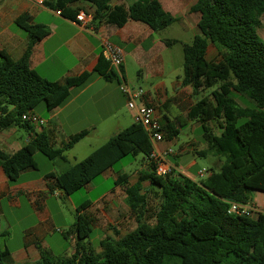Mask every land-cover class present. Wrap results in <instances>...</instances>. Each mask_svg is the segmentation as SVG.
I'll return each mask as SVG.
<instances>
[{"label":"trees","instance_id":"trees-1","mask_svg":"<svg viewBox=\"0 0 264 264\" xmlns=\"http://www.w3.org/2000/svg\"><path fill=\"white\" fill-rule=\"evenodd\" d=\"M117 1L125 0H46V5L75 20L79 11L70 7L84 2L94 8L93 24L122 27L133 20L155 32L179 21L164 10L160 0H136L128 8L113 5ZM191 12L200 14L199 34L183 48V84L194 95L213 91L211 98L201 99L191 108L188 117L202 124L210 150L223 158L219 170H212L198 182L183 175H159L150 159L153 146L149 135L137 123L75 164H69L66 152L88 132L71 138L62 148H53L45 131L30 135L25 146L13 154L0 147V168L11 183L23 172L38 168L36 153L64 163L61 173L48 177L68 196L128 155L143 154L149 164L134 184L129 183L126 173L115 181L124 189L125 202L137 223L133 231L119 239L103 238L101 251H94L89 242L92 220L82 213L91 206L87 202L77 208L74 252L55 259L43 251L35 264H264V212L256 218L228 214L231 203L252 204L255 192L264 193V41L258 35L264 0H197ZM16 25L28 34L29 43L17 61L0 52V131L15 127L33 130L23 115L33 113L42 102L48 112L63 106L71 90L85 86L92 76L85 72L54 82L41 77L31 68L30 58L34 45L50 30L42 24H30L27 14L20 16ZM210 43L219 50L218 62L206 59ZM94 72L106 80L119 79L103 55ZM232 93L250 105L243 107L244 102ZM210 121L218 123L220 136L207 125ZM152 196L160 200L156 209L150 206ZM9 255L0 243V264H11L3 261Z\"/></svg>","mask_w":264,"mask_h":264},{"label":"crops","instance_id":"crops-1","mask_svg":"<svg viewBox=\"0 0 264 264\" xmlns=\"http://www.w3.org/2000/svg\"><path fill=\"white\" fill-rule=\"evenodd\" d=\"M135 1H117L113 5L128 8ZM160 2L164 10L179 21L163 31L155 32L149 25L133 20H129L122 27L105 22L93 24L92 16L88 23L83 25L76 19L57 15L56 12L60 10H55L48 5L41 7L27 0H0V52L5 51L14 61L22 58L29 43V36L16 25V20L27 14L30 24H42L50 30V34L33 47L30 58V66L33 70L52 82L66 77H75L85 72L92 73L91 79L85 86L71 90L70 98L63 106L52 112L46 109L43 114H39L40 116L35 111L33 112L44 119L43 127L32 125L33 130L28 132V137L24 141L16 137L17 129L11 128L9 129L11 133L0 134V147L8 154H13L25 146L30 135L34 136L41 131L46 132L53 148L64 147L71 138L83 132H88V135L80 142L92 140L104 144L121 130L136 123V113L128 108L127 98L120 90L121 83L125 82L130 85L128 77L130 67L133 66L138 71L141 83L131 85V87L145 90L143 103L157 108L158 118L163 125L164 140L155 145V150L160 153L171 150L172 152L165 157L166 162L177 174L196 182L207 178L212 170H219L223 158L215 156L210 150L202 135V124L188 117L191 108L199 100L211 98L213 90L200 91L199 94L194 95L193 90L183 84V62L180 49L176 48L179 46L183 52L184 45L187 44H182L179 39L173 38L169 33L172 26L179 24L180 30L191 31L193 38L199 34L200 14L191 12V7L196 4L197 0H160ZM70 8L72 11L78 10V13L81 11L88 15L94 13V8L84 2L76 3ZM70 14L73 13L70 12ZM261 22L262 28L264 16L261 17ZM101 39L111 41L125 53L122 73L114 69L119 76L118 80H106L104 76L94 72L95 66L103 55ZM206 59L209 62H218L221 59L219 50L213 43H210L207 48ZM232 96L244 102L243 107L250 104L248 100L242 99L235 93H232ZM207 125L215 135H221L222 129L217 122L210 121ZM185 132L187 133L186 140L182 142L178 150H174L180 135ZM199 132L201 134L197 135ZM68 152H66V157L69 164H75L69 160ZM186 155H191L193 158H211L212 168L210 170L199 169L195 173L193 169L198 166L196 160L186 165L179 161V158ZM173 158L176 162H172ZM51 162L54 166L62 163L61 161ZM148 165V161L144 160L137 180ZM64 166L65 164L62 163L58 166L59 169L57 167L42 172L37 164V169L23 172L16 183L9 182L0 168V201L4 200L10 207L24 211V222L22 219L15 221L28 225L24 230L26 234L23 241L15 246H9L10 248L6 246L10 252L8 258L13 264H35L41 259L43 251L53 254L63 244L59 239L56 243L49 241V238L53 236V227L56 223L48 203L55 198L52 192L59 189L55 179L48 175L61 173ZM203 171L204 174L201 176ZM108 172L110 170L103 175ZM124 173L125 171L121 170L114 174V177L117 179ZM135 182L129 181L130 184ZM92 184V182L87 184L85 188ZM115 187L111 196H105L99 204L91 203V206L82 212L92 220V228L95 222L93 221L94 211L105 214L102 203L110 206L115 190L122 188L121 185ZM261 202L264 208V201ZM253 203L257 204V199L253 198ZM2 212L0 208V217ZM129 212L131 213L130 209ZM28 217H34L35 220L29 223ZM0 237L10 240L8 230L3 228L1 222ZM73 237L75 234L70 236L71 239H74Z\"/></svg>","mask_w":264,"mask_h":264},{"label":"rangeland","instance_id":"rangeland-1","mask_svg":"<svg viewBox=\"0 0 264 264\" xmlns=\"http://www.w3.org/2000/svg\"><path fill=\"white\" fill-rule=\"evenodd\" d=\"M170 29V35L173 36V38L179 39L182 44L189 45L192 43L193 33L191 31H181L179 24L172 26V28ZM258 35L260 36L261 40L264 41V26L258 30ZM176 49H180L181 61L183 62L184 59L182 48L177 46ZM128 79V83L130 84V86L141 83V80L138 77V71L133 66L130 67ZM44 111H46V105L44 102H42L36 107L35 112L39 115L43 114ZM15 129H17L16 137L21 138L23 141L27 139L29 131L26 128L15 127ZM9 133H11V130L0 131V134ZM199 134H201V132H199L197 135ZM186 135V132L180 135V139L178 142H176L174 150L179 149V146L182 144V142L186 140ZM102 144L103 143L95 142L92 140L80 142L68 152V158L71 163L79 162L80 160L84 159L92 152H94ZM34 158L42 172H45V170L55 169L58 166L62 165V163L59 164L56 162L57 164H55L54 166L49 159H47L40 153H36ZM171 160L172 162H176L174 158ZM193 160H196L198 164V166L193 169L195 173L199 169L210 170L212 168L211 158H193L191 155H186L179 158V161H181L184 165L190 163ZM143 163V154H139L138 156L128 155L120 162H118L113 167V169L110 170V172L95 179L94 182H92V186L88 188H82L77 192L71 194L70 196H66L61 190L52 192L55 198L50 200L48 204L53 211L56 224L53 227V236L49 238V241L56 243L57 239H59L63 242V244L60 245V247H58L52 254L55 259L70 256L74 252L76 237H73L74 239H71L70 236L75 234L74 224L76 222L77 208L81 207L87 202L99 204L102 202V198H104L105 196H111L112 191L114 190V188H116V178L114 177V174L120 172L121 170H124L125 173L130 177V182H135L138 178L139 170H141L143 167ZM64 168H66V165L64 166ZM173 173L175 174V176L180 175L175 172ZM196 178L199 179L200 176H196ZM112 197L113 198H111L112 201L110 203V206L104 205V202L102 203L105 214H99L97 211H94L95 213L93 214V221H95L93 223L94 231L89 242L91 245L90 247L96 252L101 251L99 243L103 238H122L127 233L133 231L137 226L135 218L129 212V208L125 202L126 195L124 190L121 187L117 188L115 190L114 196ZM253 198L257 199V204H252L258 209V213H263L264 208L262 207L261 201H264V193L255 192L253 194ZM159 203V199L154 196L151 197V207L156 209ZM0 208L3 211L1 213L0 222L3 225V228H6L8 230V234L10 235V240L9 238H1L0 243L3 248H6V246H15L19 242L23 241L24 235L26 234L24 230L28 225L23 223L25 212L18 211V209L10 207L4 200L0 201ZM18 219L23 220L22 224L16 223L17 221L15 220ZM34 220V217L27 218V221H29V223H32ZM63 235H66V237L64 238ZM3 261L13 264L10 258H6Z\"/></svg>","mask_w":264,"mask_h":264},{"label":"built area","instance_id":"built-area-1","mask_svg":"<svg viewBox=\"0 0 264 264\" xmlns=\"http://www.w3.org/2000/svg\"><path fill=\"white\" fill-rule=\"evenodd\" d=\"M38 6H45L46 0H27ZM57 15L61 16V12L57 11ZM91 19V15L86 12L81 11L77 17L76 21L83 25H86ZM103 46V56L110 63V65L117 70H120L125 64V53L124 51L107 39H101ZM120 90L127 98V106L131 111L136 113L135 122L141 124L149 135L150 142L153 146V152L150 156L151 161L155 164L156 171L159 175H174L175 172L167 162L166 155L171 153L169 150L165 153H160L155 150V145L163 142V125L160 122L157 115V108L153 105L143 103V99L146 95L145 90L142 88H134L123 82L120 85ZM24 122L30 125L43 127L45 124L44 119L39 117L34 113L25 114L22 116ZM176 173V172H175ZM204 171L201 173V176ZM228 214L237 215L242 217L256 218L258 216V209L253 204H240L231 203L228 210Z\"/></svg>","mask_w":264,"mask_h":264}]
</instances>
